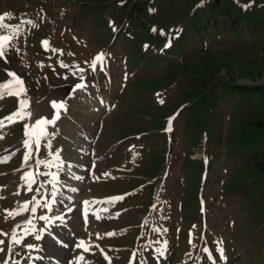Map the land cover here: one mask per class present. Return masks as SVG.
Instances as JSON below:
<instances>
[{"label": "rangeland", "instance_id": "374dc122", "mask_svg": "<svg viewBox=\"0 0 264 264\" xmlns=\"http://www.w3.org/2000/svg\"><path fill=\"white\" fill-rule=\"evenodd\" d=\"M222 4L224 8L237 5L240 22L246 26H255L264 16V0L260 4L223 0ZM2 13H10L5 23L20 25V31L5 52L7 62L0 59V81L9 79L5 69L20 76L29 110L37 116L51 118L50 101L67 105L56 124L47 126L48 133H54L47 138L51 147L42 140L40 152L23 167L24 125L33 120L0 129L4 136L0 155L15 153L9 162L0 163V196L4 197L0 229L11 234L16 224H22L17 235L23 239L12 245L13 260L33 264L38 248H49L48 229L64 231L72 220L76 224L67 231L69 246L60 248L63 264H108L100 249L111 257V264H126L134 252L135 264H264V214L256 218L254 211L264 196V174L256 182L232 186L244 155L264 150V127L240 140L234 141L233 134L243 115L264 111V36L252 41L240 33V25L234 28L223 20L216 25L212 0H0ZM29 20L33 23H26ZM204 24L207 29L196 45L200 31L194 28ZM212 50L220 54L202 61L230 59L231 70L223 68L217 76L232 80L233 86L209 88L192 101L190 106L199 109L203 119L191 126L188 105L181 109L174 100L188 89L192 75L166 81L162 72L171 64L189 63L186 60L196 63ZM100 52L105 54L103 70L98 63L93 71L91 61ZM61 61L69 67L62 68ZM155 82L158 86L151 87ZM77 84L85 87L76 88ZM241 85L257 87L240 92ZM205 96L216 103L205 105ZM17 104L15 96L0 99V117ZM57 151L60 160L51 168L41 165L40 171L58 174L57 185L62 188L58 197L68 204L59 200L61 209L50 211L42 206L47 200L41 199L31 225L23 223L30 211L6 221L3 209L30 201L39 182L51 179L37 177L29 192L23 173L35 169L36 157L51 161ZM69 186L76 188L72 200L62 196L71 194ZM43 188V197L52 194L51 184ZM112 197L123 199L109 202ZM42 210L53 223L47 230L41 228ZM238 232L240 238H235ZM248 234L254 236L251 243ZM8 238L0 236L5 240L0 261L8 255ZM82 240L91 246L90 252L77 247ZM238 245L246 248V255L235 248ZM46 253L40 256L49 258ZM214 254L217 260L211 262L208 256ZM80 255L85 261H78Z\"/></svg>", "mask_w": 264, "mask_h": 264}, {"label": "snow or ice", "instance_id": "6c2138e0", "mask_svg": "<svg viewBox=\"0 0 264 264\" xmlns=\"http://www.w3.org/2000/svg\"><path fill=\"white\" fill-rule=\"evenodd\" d=\"M10 13H2L0 14V30H5L3 34H0V59H4L5 62H7V57L5 56V52L7 49L12 45V40L15 35H17L20 31V25H9L5 23V19L7 17H10ZM26 23L32 24V21H26ZM35 26V25H33ZM11 29V33H8L7 30ZM155 31V29H153ZM45 48L48 47L49 42L47 40L42 41ZM169 46V45H166ZM17 52H19V49H16ZM54 51H58L55 50ZM105 59V54L103 52L98 53L93 60L91 61V67L92 70L95 71L97 64H100L101 70H103V62ZM60 66L62 68L69 67L67 64L60 62ZM79 71H83V69H78ZM6 75L9 77L7 81H0V99L5 98V96H15L18 98V104L16 109H14L12 112L7 114L4 117H0V129L6 128L10 124H14L20 121L32 119V124H25V132L24 135L26 139L23 141V146L26 149L24 152V155L22 157V167L24 165H28L29 161H32L34 159V156L36 153L40 152L41 148V141L43 140L45 145L47 147H51L50 140L47 138L50 135H54V133L49 134L47 131V126L49 125H55L56 121L60 118L61 110L66 111L67 105L64 101H50V106L52 109H54L53 114L51 115V118L47 116H37L32 111H30V100L27 97V89L24 87V81L23 79L18 76L15 72L5 69ZM75 74V73H74ZM76 88H83L85 87L84 84H77L75 86ZM3 134H0V139H3ZM7 151V150H6ZM15 155V153H9L7 155H0V163H7L9 162L12 157ZM60 160V153L57 151L52 154V160L47 161L44 159H40L38 157L35 158V169L25 171L23 175L21 176V179L25 182L27 185V190L29 192L33 191V184H37V177L39 176H50V180H44L39 182V186L36 187V192H41L44 184H51L53 186L52 195H56V186L59 183V177L58 174L55 172H41L40 166L45 165L49 168L53 166V162ZM31 165H29V168L31 169ZM16 171H19V169H16ZM79 179V177H77ZM76 189H73L75 191ZM15 195H19V192H16ZM0 199H4L3 196H0ZM44 199L43 196H41L40 199H37L36 196L32 197V200L30 201H24L22 204H19L18 207L13 209H3V212L5 213L4 219L7 221L9 218L15 219V217L20 216L24 212L31 211L32 213H35L38 206H41L40 200ZM117 199H123V197H112L109 198V202H113ZM89 201H84V204H89ZM32 205L30 208L29 206ZM43 207L47 208L49 207L48 202H45ZM72 209L69 208L68 211H71ZM99 215H97V219H99ZM41 220L47 219L45 216L40 217ZM62 219V217H61ZM25 225H31L32 221L30 219L25 220L23 222ZM21 225L18 223L15 225V227L12 229L11 234L8 232H4L2 229H0V236L9 237L8 240V249L5 259L3 261H0V264H9V261L12 260V264H20L19 261L12 259V245L13 244H20L22 242L23 237L17 235V229H20ZM25 234H28L25 230ZM99 235V234H97ZM105 235H114V233H106ZM39 239V237H37ZM191 243V240L189 241ZM5 244V240H0V252H5V248L2 247ZM25 247L32 248L33 245H25ZM78 248L83 249V252H90L91 246L86 244L85 241H81L78 245ZM97 248H99V245H96ZM157 252H160V249L156 250ZM207 252L208 249H205ZM221 253V257L223 258V249H219ZM101 254L104 256V258L108 261V264H111V257L107 255L106 252H104L103 249H100ZM164 253L160 252V255L162 256ZM135 254H133L134 258ZM78 261H85V258L83 255H80L78 257ZM85 264H90V262L85 261ZM130 264H132L130 260Z\"/></svg>", "mask_w": 264, "mask_h": 264}, {"label": "trees", "instance_id": "16d2710c", "mask_svg": "<svg viewBox=\"0 0 264 264\" xmlns=\"http://www.w3.org/2000/svg\"><path fill=\"white\" fill-rule=\"evenodd\" d=\"M223 0H212V7L214 9V17H213V22L217 25L220 21H224L230 25H232V27H238L240 25V33L241 34H245L246 36H248L252 41H257L258 38L264 36V27L262 26V23L264 22V16H260L258 21H261L260 23L257 22L254 25H243L240 22V10L238 8V6L236 5L234 8H231L230 5H228L227 7L224 8L223 4H222ZM226 1V0H225ZM242 1H246V2H250V4H260L262 0H242ZM219 17V18H218ZM203 28V29H202ZM207 29V25H199L196 26L194 28V31L198 30L200 31V33L197 32V35H199V41H195L196 45L197 43L200 42V40L203 39V35H204V30ZM203 30V31H201ZM194 37H195V33H193ZM207 50H211L209 47L207 48ZM216 53V54H220L215 50L212 51H208L205 56H202L200 58H198V62L194 63L191 62L190 60H186L185 62L189 61V63H179L177 65V67L172 66L173 64H171L169 67H165L163 69V74H162V78L163 80H171L173 78L178 77L179 75L185 74V73H189L192 75V82L190 83L189 87L187 90H184L183 92L179 93L176 98H175V102L174 104L177 105V107H180L181 109L183 108V106L186 103V106L188 105V108L190 109L188 112V121L189 124L191 126H197L203 119L201 111L199 109H193L191 103L192 101L194 102L196 100V98L199 96H201L203 93H207L210 89L215 90L218 88L219 85L223 84V87L226 90L231 89V87L233 86V81L230 79H223V78H219L218 72L221 69H225L226 71H228L227 69L229 68V70H231L230 68V59H227L229 61H224L225 58L222 56L221 59L217 58L218 60L216 61H212L209 63H204L202 60L203 58L205 59L206 57L210 56L211 54ZM234 55V54H233ZM216 57V56H215ZM230 58V57H229ZM202 61V62H200ZM200 62V63H199ZM233 69V68H232ZM232 73H238V74H242L241 70H238L234 72V70H232ZM158 84L153 83L151 84V87H157ZM208 87V88H207ZM240 87V92H243V90H247V89H253L256 88L257 86H244L241 85ZM207 88V90H205ZM259 88V87H258ZM122 96V95H121ZM190 103V104H189ZM212 99H209L207 96H205V105L211 106L214 105ZM251 110V108H250ZM210 111V110H209ZM254 111V110H253ZM261 111L256 110L253 115H248V116H242L240 121L237 122V124L235 125V131L236 135L234 137V141L236 140H240L244 135H247L251 132H256L258 131V129L264 127V111L263 112H259ZM233 137V135H232ZM264 150L263 148L254 150L253 152H251V154H245L244 158L242 159V170L239 171L238 174L234 175V179H233V185L235 186V188L241 186V184H246L250 183V180H253L254 182H256V177L258 175L264 174ZM200 174V173H199ZM262 176V175H261ZM264 181V178H262ZM249 180V181H248ZM190 183V181L188 182ZM263 187V186H260ZM246 189V188H244ZM264 188H261V190H263ZM262 193V192H261ZM261 200L257 201L258 205H257V209L254 210L255 212H257L255 214L256 218H260L263 214H264V196L262 194L261 196ZM256 201H254L253 203H255ZM251 203V204H253ZM264 217V216H263ZM249 232V231H248Z\"/></svg>", "mask_w": 264, "mask_h": 264}, {"label": "bare ground", "instance_id": "6f19581e", "mask_svg": "<svg viewBox=\"0 0 264 264\" xmlns=\"http://www.w3.org/2000/svg\"><path fill=\"white\" fill-rule=\"evenodd\" d=\"M56 188L58 189V190H61L62 188H61V186H56ZM60 193V192H59ZM66 194V193H65ZM73 196V195H72ZM71 223H72V225L75 223L76 224V222H73L72 220L70 221ZM48 227H49V225H48ZM74 230V229H73ZM75 231V230H74ZM71 232V231H70ZM51 235H52V238L50 239V241L48 242V246L50 247V248H52L53 250H54V252H52V251H49V252H47L46 253V256H49V258H47V260H44L43 262H42V264H57L60 260L57 258V256H56V254L55 253H57V254H61V252H62V250L60 249L61 248V246L62 245H64L65 243V241L67 240V235H65V234H60L59 232H56V231H54V232H52L51 233ZM64 237V238H63ZM46 244V243H45ZM63 249V248H62ZM53 257H52V256ZM40 261V260H39ZM62 261V260H61ZM41 262V261H40Z\"/></svg>", "mask_w": 264, "mask_h": 264}]
</instances>
